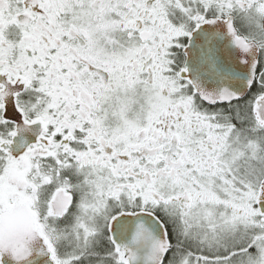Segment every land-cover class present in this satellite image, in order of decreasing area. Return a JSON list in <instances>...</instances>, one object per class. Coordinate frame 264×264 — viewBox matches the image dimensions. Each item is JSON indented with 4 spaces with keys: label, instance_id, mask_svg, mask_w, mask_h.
Returning a JSON list of instances; mask_svg holds the SVG:
<instances>
[{
    "label": "snow or ice",
    "instance_id": "6c2138e0",
    "mask_svg": "<svg viewBox=\"0 0 264 264\" xmlns=\"http://www.w3.org/2000/svg\"><path fill=\"white\" fill-rule=\"evenodd\" d=\"M0 264H264V0H0Z\"/></svg>",
    "mask_w": 264,
    "mask_h": 264
}]
</instances>
